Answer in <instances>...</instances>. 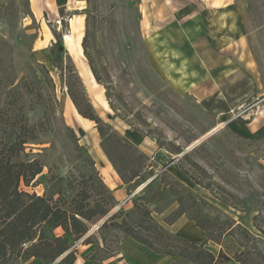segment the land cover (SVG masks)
Listing matches in <instances>:
<instances>
[{
    "label": "rangeland",
    "instance_id": "374dc122",
    "mask_svg": "<svg viewBox=\"0 0 264 264\" xmlns=\"http://www.w3.org/2000/svg\"><path fill=\"white\" fill-rule=\"evenodd\" d=\"M74 17L81 26L74 49L98 77L91 71V83L70 56L71 69L61 44ZM60 19L49 45L50 28L39 29L27 0H0V140L19 134L22 112L35 135L25 152L43 165L20 187L63 202L92 168L105 184L110 170L126 180L137 173L110 213L137 199L165 225L177 202L163 185L173 178L251 228L256 208L243 200L264 183V0H72ZM70 92L85 111L92 106L104 135L77 112ZM114 232L104 231L108 245ZM182 233L196 235L188 227ZM93 239L100 242L98 232ZM69 240L75 264L96 250ZM207 247L222 264H238L234 238Z\"/></svg>",
    "mask_w": 264,
    "mask_h": 264
},
{
    "label": "trees",
    "instance_id": "16d2710c",
    "mask_svg": "<svg viewBox=\"0 0 264 264\" xmlns=\"http://www.w3.org/2000/svg\"><path fill=\"white\" fill-rule=\"evenodd\" d=\"M85 41L86 34L82 39L84 53ZM71 65L72 69V61ZM89 65L98 80L94 68ZM67 87L70 91V85ZM69 94L77 112L94 121L99 134L104 135V124L92 106L86 102L85 111L71 92ZM20 119L19 134L0 140V264H74L77 251L69 237L72 242L96 243V250L88 254L90 264H104L105 259L117 254L119 242L125 237L133 238L155 253L173 257L170 264H222V260L207 249L206 244L208 241L220 244L226 236L234 238L239 247L232 255L238 264H264V183L243 200L247 208H256L249 228L217 210L177 179L164 182L163 186L177 202L164 222L172 224L185 215L205 232L203 241H190L169 231L155 219L153 211L137 199L131 200L130 208L110 213L114 207V195L95 168L82 173V186L69 201L60 202V196L53 199V196L45 197L23 190L20 185L28 186L42 172L43 165L31 151L25 152L26 144L33 141L35 135L31 134L32 128L26 123L22 112ZM125 135L135 134L126 129ZM136 137V141L141 142V137ZM180 152L181 149H178L175 153ZM86 159L90 165H94L90 156H86ZM258 165L264 169L263 164ZM117 173L123 183L132 181L138 175L134 173L126 180L124 175ZM190 177L196 184L212 191L209 184H202ZM55 193L60 195L59 191ZM206 207L218 212L210 213ZM109 213L97 231L86 235L94 224ZM57 229L61 233H57ZM112 229L115 230V240L108 245L106 234ZM96 232L100 235V242L93 239ZM100 251L107 252L98 257Z\"/></svg>",
    "mask_w": 264,
    "mask_h": 264
},
{
    "label": "crops",
    "instance_id": "0c3cea01",
    "mask_svg": "<svg viewBox=\"0 0 264 264\" xmlns=\"http://www.w3.org/2000/svg\"><path fill=\"white\" fill-rule=\"evenodd\" d=\"M27 2L31 18H33L39 25V29L42 30L44 26L45 28H50V33H47V42L49 45H52L56 39L54 36L55 32L51 31V29L58 31V22L61 20L60 10L62 9L67 11L69 9V5L72 3V0H27ZM67 21L68 26L66 31L60 33L62 47L69 57H73L76 65L81 68L82 74L90 79L87 83H91V80L93 81V76L89 65L82 62L83 53L80 59V57L77 56L76 47L74 49L73 46V44L76 45L74 31L76 34L78 33L77 35H80L81 32V26L78 23L79 20L74 17L73 19L69 18ZM110 171L111 174L108 171L109 175L107 176L106 185L110 190H112L116 199H124L129 191H127L125 184H123L119 175L112 170ZM165 227L169 231L177 233L190 241H203L205 239V232L195 226L194 222L186 218L184 215H181L172 224H165ZM183 227L190 228L196 234L195 237L190 238L186 234L182 233ZM85 246L88 247V252H93L95 249V246L91 243ZM118 248V253L105 259L103 262L104 264H170L174 260V258L169 255L155 253L131 237L123 238L119 242ZM206 248L209 249L207 244ZM77 260L78 259H76L75 263ZM90 262L91 261L87 259V257L82 261L83 264H90Z\"/></svg>",
    "mask_w": 264,
    "mask_h": 264
},
{
    "label": "water",
    "instance_id": "95a60500",
    "mask_svg": "<svg viewBox=\"0 0 264 264\" xmlns=\"http://www.w3.org/2000/svg\"><path fill=\"white\" fill-rule=\"evenodd\" d=\"M217 128H214L212 131H210L209 133H212L213 131H215ZM199 141H197L196 143H198ZM183 153H181V154H179V155H182ZM178 155V156H179ZM110 215V213L107 215V216H105L104 218H102L97 224H95L88 232H87V234L86 235H88V234H90L91 233V231L94 229V228H98L107 218H108V216Z\"/></svg>",
    "mask_w": 264,
    "mask_h": 264
},
{
    "label": "built area",
    "instance_id": "2783aa9c",
    "mask_svg": "<svg viewBox=\"0 0 264 264\" xmlns=\"http://www.w3.org/2000/svg\"><path fill=\"white\" fill-rule=\"evenodd\" d=\"M121 203H123V202H121Z\"/></svg>",
    "mask_w": 264,
    "mask_h": 264
}]
</instances>
